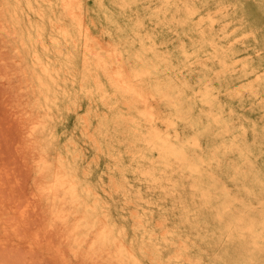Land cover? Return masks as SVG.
Wrapping results in <instances>:
<instances>
[{"label": "rangeland", "instance_id": "rangeland-1", "mask_svg": "<svg viewBox=\"0 0 264 264\" xmlns=\"http://www.w3.org/2000/svg\"><path fill=\"white\" fill-rule=\"evenodd\" d=\"M111 263L264 264V0H0V264Z\"/></svg>", "mask_w": 264, "mask_h": 264}, {"label": "bare ground", "instance_id": "bare-ground-1", "mask_svg": "<svg viewBox=\"0 0 264 264\" xmlns=\"http://www.w3.org/2000/svg\"><path fill=\"white\" fill-rule=\"evenodd\" d=\"M39 29H40L39 27H36V32L38 35H40ZM34 57L37 61L35 62V64L41 65L42 73L45 76L54 79L53 75L54 73L56 74L57 70L52 69L48 63H42L41 60L42 58L38 56L36 53L34 54ZM39 84L41 88L42 86L45 85L42 81H39ZM37 126L38 124H33L31 127V131H34L37 128ZM188 142L189 141H184V143H188ZM41 170L42 169H40L39 167V171ZM79 186H80L79 182L77 181L75 175H73L69 170L60 169L55 173L53 177L52 185L47 187L46 188L47 190H45L48 193V197H50V200L48 199V201H50L52 205L51 217L55 222L59 224H63L68 217L67 215L72 214L73 206H75L78 203L77 194H78ZM8 222L9 221H7V223ZM81 227H82L81 222H75L72 224L70 230L66 235L62 234L61 236H59L61 242H63V240L65 239L69 241L68 248L70 253L72 254L82 251L84 248L83 242L79 238L77 233L78 229H80ZM102 253H103V247L99 246L96 243V241L89 242L87 248H85V255L90 259H97L98 257H101Z\"/></svg>", "mask_w": 264, "mask_h": 264}]
</instances>
